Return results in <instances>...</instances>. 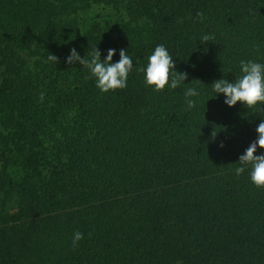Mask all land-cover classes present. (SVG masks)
<instances>
[{
  "label": "trees",
  "instance_id": "16d2710c",
  "mask_svg": "<svg viewBox=\"0 0 264 264\" xmlns=\"http://www.w3.org/2000/svg\"><path fill=\"white\" fill-rule=\"evenodd\" d=\"M157 44L188 85L143 83ZM72 48L126 49L127 87ZM242 59L264 62V0H0V264H264V188L234 174L264 106L210 87Z\"/></svg>",
  "mask_w": 264,
  "mask_h": 264
},
{
  "label": "clouds",
  "instance_id": "9594fccd",
  "mask_svg": "<svg viewBox=\"0 0 264 264\" xmlns=\"http://www.w3.org/2000/svg\"><path fill=\"white\" fill-rule=\"evenodd\" d=\"M196 15L200 19L203 18L202 12H197ZM209 40L210 37L207 34H203L199 38L201 44H205ZM116 54L117 49L109 48L101 59V51L96 48L90 58H82L77 50L72 48L65 58V62L70 65L78 62L85 67L90 73V77L94 78L96 88L101 93H108L126 88L129 74L134 68L133 58L126 49H119V59L114 62L113 57ZM146 59V65L139 70L143 73V83L151 87L153 91L160 92L166 87L174 90L180 86L188 85L184 83L188 78L187 72L177 71L174 58L164 44H157ZM48 60L56 63L58 57L49 53ZM239 73L240 75L233 80L222 78L215 80L210 85L212 92L216 94L215 98L219 94H223L224 104L228 107H234L238 102L250 109L257 105L264 106V62L242 59L239 62ZM183 95L184 110L190 111L196 108L201 96L198 87H185ZM40 100L41 102L44 100L43 92L40 93ZM255 131L256 139L239 155L238 162L235 163L237 166L234 168V174L240 176L247 172L249 180L254 186L264 188V152L258 154V149L264 150V119L256 126ZM219 146L223 148L225 145L221 143ZM83 239V232L74 231L72 246H78V243Z\"/></svg>",
  "mask_w": 264,
  "mask_h": 264
}]
</instances>
